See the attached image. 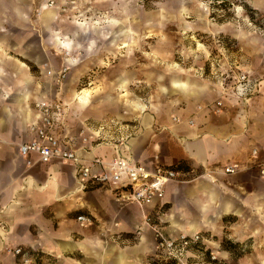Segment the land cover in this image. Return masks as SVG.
I'll return each mask as SVG.
<instances>
[{
	"label": "crops",
	"instance_id": "1",
	"mask_svg": "<svg viewBox=\"0 0 264 264\" xmlns=\"http://www.w3.org/2000/svg\"><path fill=\"white\" fill-rule=\"evenodd\" d=\"M28 4L0 0V210L5 221L0 264H22L7 250L18 246L32 251L30 264H140L142 253L154 244L152 229L144 222L147 215L160 220L171 236L204 230L235 241L248 239L254 251H264V174L258 166L264 163V77L248 70L246 83L236 74L230 80L216 75L218 81L209 84L201 69H194V74L192 68L166 71L160 78H147L158 82L150 102L119 97L125 108L103 120H87L89 115L83 114L96 107V89L73 92L70 103L87 134L98 133L105 124L111 135L108 141L98 136L83 141L63 118L54 132L83 156L110 160L122 153L150 169L174 167L184 172L185 181L169 183L164 199L145 206L123 203L108 187L83 188L75 165L43 162L36 153L23 157L19 145L33 139L31 125L40 122L35 103L48 98L49 44H56L53 52L60 60L66 50L81 57L80 53L94 56L111 48L127 60L133 48L124 46L126 38L112 37L107 29L113 26L105 22L103 34L82 33L75 41L65 35L51 40L27 36ZM253 6L264 11L261 0ZM45 7V18L56 14V7ZM83 26L77 23L81 32ZM135 54L140 56L137 46ZM137 64L135 72L121 70L122 79L137 81L128 76L142 74ZM118 138L122 143H116ZM254 149L258 155H253ZM232 164H239L241 171L224 173ZM79 215L93 222L82 223ZM135 232L138 239L130 240Z\"/></svg>",
	"mask_w": 264,
	"mask_h": 264
},
{
	"label": "rangeland",
	"instance_id": "2",
	"mask_svg": "<svg viewBox=\"0 0 264 264\" xmlns=\"http://www.w3.org/2000/svg\"><path fill=\"white\" fill-rule=\"evenodd\" d=\"M27 1V36L51 40L65 35L75 41L82 33L88 37L103 34L101 25L105 22L113 26L107 29L112 31V37L126 38L124 46L133 48L127 60L118 58L114 48L112 52L102 51L94 56L80 53L81 57L77 52L68 55L65 51L60 60V56L54 55L58 49L56 44L47 46L48 65L52 71L47 77V97L64 103L72 133H80L82 140L88 134H82L84 125L70 102L73 92L83 87L96 89L93 92L94 111L89 109L83 114L89 115L87 120H103L116 116L125 108V102L119 97L131 103L136 100L150 102L153 86L156 84L157 91L158 82H149L147 78H160L166 71L192 68L194 74V69H201L209 84L218 81L216 75L230 80L248 70L259 79L264 77V11L253 6L257 0H56L54 6L45 5V9L57 8L56 14L47 18L42 13L44 0H23L26 4ZM77 23L84 25V32ZM136 46L141 57H136ZM69 57H75V62L71 64ZM135 63L142 67V74L128 75L137 78L130 83L125 77L122 79L119 72L125 68L135 72ZM65 67L68 69L62 71ZM83 67V74H77ZM129 84L130 91L126 88ZM130 95L142 99H128ZM151 223L166 236H171L157 218L152 217ZM151 229L154 244L152 249L142 253L140 264H264V251H254L248 239L235 241L227 234L204 230L199 232L201 238L188 252L168 257L157 247L155 230ZM138 236L135 232L129 239L137 240Z\"/></svg>",
	"mask_w": 264,
	"mask_h": 264
},
{
	"label": "built area",
	"instance_id": "3",
	"mask_svg": "<svg viewBox=\"0 0 264 264\" xmlns=\"http://www.w3.org/2000/svg\"><path fill=\"white\" fill-rule=\"evenodd\" d=\"M47 6H54L56 0H44ZM42 5V7H43ZM65 52V51H64ZM68 55L71 51L66 50ZM72 63L75 62V57ZM71 63V61H69ZM71 63V64H72ZM45 66H48L46 64ZM65 67L62 71H66ZM61 71V74H62ZM49 73H52L49 70ZM249 79V73L242 71L239 74L241 83H246ZM219 105L221 102L218 103ZM40 112V122L31 125L34 133L32 140L20 143L19 152L23 157H28L32 153L38 154L39 160L43 162L62 161L73 164L78 169L79 178L83 188L90 185H99L112 189L116 197L123 203H138L141 206L149 205L157 200L164 199L169 183L173 181H185L184 172L174 167H157L150 169L131 156L119 153L110 160H104L101 157L88 158L83 156L78 149L73 148L66 139L59 137L54 129L65 118L66 107L64 103L53 99H40L35 103ZM217 112L220 108L216 109ZM193 123V121H191ZM117 124V123H114ZM110 131L107 125H102L99 132L84 136V141H90L95 136L108 141ZM87 133L83 129L82 134ZM123 139H116V143H122ZM88 152V147L83 148ZM253 155H258V150H253ZM30 162V161H29ZM261 166V172L264 174V163ZM241 171L239 164L227 165L224 173L234 174ZM78 220L82 223L93 222L87 215H79ZM152 217L147 215L145 223L153 227L156 235V244L162 249L168 257H177L188 252L193 245L201 238L199 232L194 234L180 233L176 236H166L162 229L151 223ZM5 226L0 210V229ZM9 253H12L22 264L32 262V251L27 247H8Z\"/></svg>",
	"mask_w": 264,
	"mask_h": 264
},
{
	"label": "bare ground",
	"instance_id": "4",
	"mask_svg": "<svg viewBox=\"0 0 264 264\" xmlns=\"http://www.w3.org/2000/svg\"><path fill=\"white\" fill-rule=\"evenodd\" d=\"M68 59H69V61H71V63H72L73 58H68Z\"/></svg>",
	"mask_w": 264,
	"mask_h": 264
}]
</instances>
